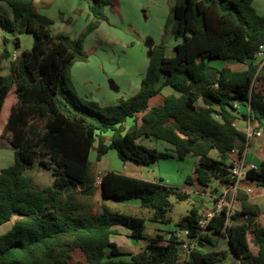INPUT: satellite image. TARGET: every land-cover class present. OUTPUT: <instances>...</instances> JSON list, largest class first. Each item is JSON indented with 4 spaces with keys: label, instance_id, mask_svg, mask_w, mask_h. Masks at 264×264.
I'll return each instance as SVG.
<instances>
[{
    "label": "trees",
    "instance_id": "16d2710c",
    "mask_svg": "<svg viewBox=\"0 0 264 264\" xmlns=\"http://www.w3.org/2000/svg\"><path fill=\"white\" fill-rule=\"evenodd\" d=\"M253 1L172 0L165 31L177 42L175 55H167L163 42L152 45L139 92L101 108L69 86L71 68L90 58L83 40L54 34L52 22L36 12L37 0H0L13 12V19L0 15V27L14 36L5 39L0 53V138L15 150L14 164L0 171V226L13 223L0 235V264H73L76 251L87 264L225 263V252L203 253L197 246L185 259L175 232L168 238L157 235L138 253L124 251L112 240L120 235L118 228L130 230L129 238L141 241L146 220L97 201L100 190L104 198L118 203L138 200L161 223L167 222L172 209L171 197L186 201L189 195L116 172L98 180L94 168L110 150L122 162L142 166L174 156L197 158L188 184L202 189L214 181L224 189L235 185L228 161L234 151L243 155L248 144L247 134L236 126L238 108L249 107L243 118L264 133V92L256 87L257 82L264 84V65L254 62L264 45V16ZM107 5L111 0H93L85 35L109 23ZM25 34L34 39L32 49L12 59L8 45L20 50V36ZM209 60H234L246 69L220 70ZM6 63L9 72L3 74ZM165 88L176 94L150 108V100ZM130 119L133 125L127 128ZM143 138L163 141L173 149H149L140 144ZM39 158L53 171V186L38 189L27 175ZM247 178L264 188V160ZM237 203L240 209H232L230 217L226 207L205 228L195 208L177 227H188L197 243L213 245L212 236L225 237L234 264H264V211L242 190Z\"/></svg>",
    "mask_w": 264,
    "mask_h": 264
},
{
    "label": "rangeland",
    "instance_id": "374dc122",
    "mask_svg": "<svg viewBox=\"0 0 264 264\" xmlns=\"http://www.w3.org/2000/svg\"><path fill=\"white\" fill-rule=\"evenodd\" d=\"M151 1L153 2H148V0H111L112 5L105 7V13L109 18V23L102 28V32L97 33L96 30L85 35L92 17L91 20L86 22L84 14H86L88 5L92 4L93 0H37L36 12L52 22L51 29L54 34L65 33L71 36L74 41L79 39L83 40L84 49L89 53L90 58L88 62H77L71 68L69 72V86L86 102L93 104L95 101L98 103L94 104L99 106L102 102L107 104L111 99H119V101L121 99H127L124 98L126 89L130 85H140L147 72L149 54L155 42L156 44L165 43L169 47V56L172 57L175 55L173 48L177 42L170 34L166 33L165 27L163 28L164 32L162 34L158 25L160 21H163L165 25L170 11H165L163 4L166 2V8L168 9L169 6L171 8L172 0ZM261 1L264 0H255L253 6L258 14L264 16V9L259 4ZM154 8L156 15L152 14V17L149 18L147 13L149 9H152L154 12ZM0 15L9 19L13 17L12 10L3 2H0ZM7 38L12 40L14 36L0 27V50L4 49L5 39ZM22 39V48L17 51L20 54L23 51H30L33 42L31 35H24ZM13 48L12 51L15 50ZM15 58L16 56L12 59ZM218 61L214 60L210 64L216 67L225 64V61ZM254 62L259 64L260 68L263 67L261 58L257 57ZM110 81H113L120 90L114 91L110 86ZM256 87L264 92L263 83L257 82ZM92 97H96L94 101L91 100ZM111 105L114 104L107 106ZM239 118L242 121L245 120L241 115H239ZM132 125L133 121L131 119L128 120L126 127L129 128ZM251 126L256 131L252 123ZM255 140L251 141V149L255 146L253 143ZM139 142L147 148L155 149L159 152H163L164 148L168 146L164 142L148 138H143ZM14 151L13 146L7 139L0 138V171L14 164ZM214 157L218 158L217 155H214ZM41 160V158L37 159L35 164L30 166L27 171V175L32 178L34 186L38 189L53 186L55 182L53 171L41 165ZM91 160L93 162L96 161V151H92ZM195 161V158L185 161L160 160L148 167H144L133 162H122L118 158L116 151L110 150L105 156L104 162L100 165L96 164L94 169L98 171L109 164L111 165V169L117 170L120 173H142L144 180H154L156 183H163L179 192L188 194L189 197L186 201H179L176 196H172L170 199L172 209L167 214V222L157 225V228H160L161 231L170 233L177 228V224L183 218L190 215L192 209H197L203 218L209 213V210H215V201L214 203L207 202L205 195L207 192H210L211 195L217 197L219 194H216L214 192L215 190H218L220 193L225 190L223 187L215 184L209 189H202L188 184L187 179L194 175L196 168ZM102 174L98 175L99 179ZM160 178H162V182L159 180ZM250 186L253 189L252 193L248 194L250 200L264 211V188L258 187L255 183L250 184ZM96 200L118 212L127 210L126 203H118L115 200L104 198L101 190L97 194ZM133 202L137 205L139 204L138 200H133ZM232 206L233 211L240 209L237 198H234ZM140 209L142 208L139 206ZM147 211V209L143 208V213H147ZM136 214V216H142L140 213ZM12 224L9 223L0 226V235L5 234L11 229ZM153 226L154 224L152 222L146 221L145 238L141 241H127L124 235L120 238L117 237L116 241L124 251L138 253L154 238L155 231ZM123 230L130 233V230L126 228H123ZM160 235L166 237V234ZM216 244H218V247L207 242H199L197 243V249L203 253L214 250L225 252L226 260L224 264H234V257L229 244H226L224 241H217ZM74 258L73 264H87L85 256L80 251L74 252Z\"/></svg>",
    "mask_w": 264,
    "mask_h": 264
},
{
    "label": "crops",
    "instance_id": "0c3cea01",
    "mask_svg": "<svg viewBox=\"0 0 264 264\" xmlns=\"http://www.w3.org/2000/svg\"><path fill=\"white\" fill-rule=\"evenodd\" d=\"M39 1V0H38ZM41 1H43V0H41ZM148 2H153V1H151V0H148ZM253 2H255V0L253 1ZM259 4H260V7L261 8H263L264 9V1H261V2H259ZM90 5L91 4H89L88 5V8H87V12H86V14H84V17H85V21L87 22V21H89V20H91V17H92V15H91V12H90ZM167 7V5H166V2H164V4H163V8H165V11H170V6L168 7V9L166 8ZM10 8V7H9ZM11 9V8H10ZM83 9V8H82ZM152 9H149V12L147 13V16H149V18H151L152 17V14L153 15H156V11H155V8H154V12H153V10L151 11ZM162 11V10H161ZM12 14H13V12H12ZM147 19H148V17H146ZM11 19H13V17L11 18ZM106 24L107 23H104V24H102L101 26H100V28L96 31L97 33L99 32H102V28H104L105 26H106ZM159 30L160 31H162V34H163V28L165 27V25L163 24V21H160L159 22ZM164 25V26H163ZM106 30H108V29H106ZM25 35H28V34H25ZM23 36L24 35H22V36H20V39H21V42H22V45H23ZM33 42H34V39H33ZM33 42H32V46H33ZM155 42V41H154ZM153 45H157L156 44V42H155V44H153ZM177 45V44H176ZM175 45V46H176ZM175 46H174V48H175ZM14 47V44L13 43H10L9 45H8V48H9V50L11 51V54H12V58L14 57V56H16V57H18V56H20L21 54L19 53V52H17V51H19V50H14V51H12V48ZM125 47V46H124ZM5 48V47H4ZM15 48V47H14ZM13 48V49H14ZM22 48V47H21ZM174 48H173V50H174ZM3 50V49H2ZM2 50H0V53L2 52ZM168 51H169V47L167 48V55L169 56V54H168ZM150 55V54H149ZM169 57H171V56H169ZM214 61V60H213ZM213 61H208V63L210 64V63H212ZM218 61V60H217ZM219 62V61H218ZM211 65V64H210ZM8 66H9V63H6L5 64V70L3 71V74H8V72H9V70H8ZM212 66V65H211ZM213 67H216V66H213ZM216 68H218V69H220V70H223V69H225V68H229V69H231V70H233V71H244L245 69H246V65L245 64H242V63H239V62H237V61H234V60H228V61H225V64L224 65H222V66H220V67H216ZM82 72H84V71H82ZM146 75V74H145ZM79 83V82H78ZM77 83V84H78ZM141 85V84H140ZM140 85H130V87H128V89H126V95H125V97L124 98H127V99H129V98H131V97H133V96H135L138 92H139V90H140ZM120 89L117 87V90H114V91H119ZM172 94H176L175 93V91H173V89H171V88H165L164 89V91H163V93L162 94H160V95H158V96H156V97H154V98H152L151 100H150V108H153V107H156V106H160V105H162L163 103H164V101H165V98L168 96V95H172ZM96 98V97H95ZM95 98H91V100L92 101H94L95 100ZM94 103H98V102H95L94 101ZM119 103V99H111L110 100V102H107V104H104L103 102H102V104H99V106L101 107V108H104V107H107V105H109V104H114V105H111V106H115V105H117ZM238 114L239 115H241L242 117H243V115L245 114V113H247V108H245V107H239L238 108ZM140 117V116H139ZM245 119V118H244ZM236 126L238 127V129H240L241 131H244L245 132V130L247 129V126H248V120H244V121H242L240 118H238V120L236 121ZM241 127H243V128H241ZM257 132H262V131H257ZM262 137H260V138H256V140L255 141H253V143H254V147L251 149V146H252V143H251V145H250V147H249V149H248V151H247V162H248V164H250V165H254L255 166V168L256 169H258L259 167H260V164L262 163V161L264 160V133L262 132ZM141 141V140H140ZM160 142H163V141H160ZM165 143V142H164ZM140 144H141V142H140ZM167 144V143H166ZM171 149H173V147L171 146V145H169L168 144V146H166L165 148H164V151L163 152H167V151H169V150H171ZM172 154V153H171ZM214 155H218L216 152H214L213 153V156ZM104 159H105V157L102 159V161L101 162H99L98 163V165H100V164H102L103 162H104ZM196 159V161H195V167H197V165H198V163H199V159H197V158H195ZM169 160H178V161H185V160H180V159H178L176 156H174V158H172V159H169ZM169 160H164V161H169ZM186 160H190V159H186ZM158 161H160V160H158ZM158 161H155V162H153L152 164H154V163H156V162H158ZM134 163V162H133ZM137 164V163H136ZM151 164V165H152ZM139 165V164H138ZM144 167H148V166H144ZM99 171V172H98ZM97 171V178H98V175L99 174H102V176H101V178L106 174V173H108V172H116V173H120V172H118L117 170H113V169H111V165H106L105 167H102L100 170H98ZM120 174H123V175H126V176H130V177H134V178H138V179H142V180H144V178H143V174L141 173V174H133V173H120ZM100 178V179H101ZM99 178H98V180H100ZM161 182L163 181L162 180V178H160L159 179ZM145 181H147V180H145ZM149 182H154V180L153 181H149ZM154 183H156V182H154ZM161 185H163V186H166L165 184H163V183H160ZM213 184H215V185H217V186H220V184L218 183V182H216V181H214L213 183H212V185ZM250 184H253V182H251V181H246L244 184H243V186H244V188H250L251 186H250ZM212 185H211V187H212ZM166 187H168V186H166ZM195 187H199L198 185H196L195 184ZM169 188H172V187H169ZM200 188V187H199ZM253 190V189H252ZM99 193V192H98ZM218 193H220L218 190H217V192H216V194H218ZM213 196L214 195H211L210 194V192H207V194L205 195V197H206V200H207V202H213L214 203V201H213ZM139 202V201H138ZM250 202L252 203V201L250 200ZM127 204V210H122V212H120V213H123V214H125V215H128V216H133V217H138V218H143V219H145L146 221H150V222H152L153 224H154V226H153V229H154V231H155V236L154 237H156L157 235H160V234H166V237L168 238V235H170V234H168L169 232H163V231H161L160 230V228H157V225H159V224H161V222H158V221H156L155 220V214H154V212L152 211V210H149V209H147L148 211H147V213H143V208L141 207V204H140V202H139V204L137 205L136 203H134L133 201H129V202H127L126 203ZM139 206H140V208H142V209H140L139 210ZM139 211V212H138ZM209 212H210V210H209ZM136 213H140V215H142V216H136L137 214ZM177 230H180V228H176V229H174V230H172L171 232H176ZM118 231H119V234L120 235H116V236H113L112 237V240L114 241V242H116L119 246H121L117 241H116V238L117 237H123V235L124 236H126L125 238L127 239V241L129 240L130 242H132L133 241V239H131V238H129V235H130V233L128 232V231H124L123 230V228H118ZM170 232V233H171ZM213 237V239H214V243H213V245L214 246H216V247H218V244H216L217 243V241H224V242H226V244H229V242H228V240L225 238V237H218V236H212ZM212 245V244H211ZM230 246V245H229ZM211 252H220L219 250H214V251H211Z\"/></svg>",
    "mask_w": 264,
    "mask_h": 264
},
{
    "label": "built area",
    "instance_id": "2783aa9c",
    "mask_svg": "<svg viewBox=\"0 0 264 264\" xmlns=\"http://www.w3.org/2000/svg\"><path fill=\"white\" fill-rule=\"evenodd\" d=\"M257 57L261 58L262 65H264V45L260 47ZM250 108H247V112H249ZM247 134V149L243 155H241L238 151H234L230 155V159L228 163L232 166V175L233 179L235 180V185L225 189L222 193H218L217 197L213 196V201H218L216 203V210L210 211L204 219L200 221L199 225L201 228H205L207 223L219 212H221L226 207L228 208V217L233 214V200L237 198L238 191L242 190L247 194L252 193L251 188H244L243 184L246 181H249L247 178V173L250 170L256 169L254 165H250L247 162V151L251 145V141L262 137V132L254 131L251 126L250 119L248 120V126L245 130ZM230 199V200H229ZM174 237L177 241L181 243L180 245V252L185 259H189L193 251L196 249L197 242L189 237V231L184 229L177 230L174 233Z\"/></svg>",
    "mask_w": 264,
    "mask_h": 264
},
{
    "label": "water",
    "instance_id": "95a60500",
    "mask_svg": "<svg viewBox=\"0 0 264 264\" xmlns=\"http://www.w3.org/2000/svg\"><path fill=\"white\" fill-rule=\"evenodd\" d=\"M110 86H111V88L113 90H117V86H116V84L113 81H110ZM184 230L188 231L189 228L188 227H185ZM215 264H223V263H222V261H218Z\"/></svg>",
    "mask_w": 264,
    "mask_h": 264
}]
</instances>
